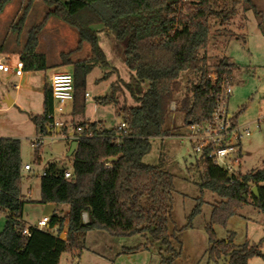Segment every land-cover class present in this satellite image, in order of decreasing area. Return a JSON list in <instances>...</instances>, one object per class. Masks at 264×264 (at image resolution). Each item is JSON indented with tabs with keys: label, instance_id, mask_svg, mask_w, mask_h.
<instances>
[{
	"label": "trees",
	"instance_id": "1",
	"mask_svg": "<svg viewBox=\"0 0 264 264\" xmlns=\"http://www.w3.org/2000/svg\"><path fill=\"white\" fill-rule=\"evenodd\" d=\"M34 1L28 0L19 25L25 22ZM42 1L48 12L43 22L29 31L20 56L24 70L51 67L46 55L37 51L38 33L49 17L72 27L77 32L78 44L76 49L61 54V65L72 67L75 79L72 115L77 116L85 108L86 97L82 92L88 74L95 65L107 64L98 43V31H106L125 49L126 65L134 73L126 89L136 105L117 109L121 124L126 125L124 130H119L120 125L109 129L102 121H80L76 125L82 131H75L77 138L68 141L69 146L77 142L70 157L72 177L65 178L67 169L56 163H49L45 174L40 176V203L55 206L45 229L23 220V208L30 198L22 188L24 164L20 141L0 138V214L6 216L0 233V264H59L64 253L80 256L87 232L94 229L113 236L149 234L152 239L169 245L173 175L163 166L145 164L143 158L152 149V139L171 135L165 124L173 111L171 104L181 91L184 74H197L199 78L186 88L192 97L177 102L174 112L183 114L184 126L204 124L212 119L220 89L202 55L211 42L212 23L229 20L236 14L238 4H251L254 0ZM6 3L7 0L0 1V13ZM85 44L90 46L92 57L74 60L73 54ZM230 69L231 64L222 60L214 73H230ZM117 88L114 84L113 90ZM95 101L104 106L118 104L115 93ZM43 106V114L33 116L32 120L41 132L48 133L47 116L53 109L48 85L44 88ZM233 123L237 124L236 116ZM64 132L67 133L66 128ZM197 166L202 169L201 192L208 190L219 198L207 226L210 258L225 257L227 264H248L251 258L263 256L256 245L235 247L232 234L228 240L217 239L212 225L225 224L250 199L264 212V166L244 174H229L205 156H199ZM253 187H257L258 197L252 192ZM56 225L67 229L65 239L52 231ZM27 226L30 235L23 234Z\"/></svg>",
	"mask_w": 264,
	"mask_h": 264
},
{
	"label": "rangeland",
	"instance_id": "2",
	"mask_svg": "<svg viewBox=\"0 0 264 264\" xmlns=\"http://www.w3.org/2000/svg\"><path fill=\"white\" fill-rule=\"evenodd\" d=\"M27 2L7 0L0 13L2 63L13 65L14 60H20L29 31L47 15L48 8L43 1L35 0L25 22L19 25ZM149 16L154 18L155 15ZM212 25L211 42L202 55L212 74L220 61L231 64L232 93L228 110L237 117L239 126L249 124L251 128V135L241 141L240 150L245 153H241V160L235 166L239 169L237 173L244 174L264 166V122L257 127L258 119L264 116V0L238 4L233 17L225 22L214 21ZM98 43L107 64L95 65L86 78L82 95L87 92L89 96L85 99L83 113L74 116V103L67 105L63 120L65 128L69 129L68 135L72 132L70 128L80 121H102L107 128H114L122 122L117 109L136 105L126 89L134 73L126 65L124 47L106 31H98ZM77 44V32L72 27L49 17L38 33L37 51L46 55L51 67L25 72L21 81L13 74L0 71V138L18 139L23 164L32 166V171L23 170L22 177L23 192L30 198L23 208V220L31 226H36L44 216L50 217L55 209L51 203H40V176L46 166L56 163L61 168H72L71 158L67 157L70 148L67 135L54 129L51 134L41 132L32 117L43 114V89L48 77L55 72L72 73L71 66L61 65V54L76 49ZM87 57H92L88 44L72 56L74 60ZM9 58L12 61H8ZM105 74L107 78H103ZM198 78L197 74L183 75L181 91L174 102L176 106L184 97H192L186 88ZM114 84L118 87L115 91ZM113 93L118 98L117 105L96 103V98ZM10 99L11 104L8 103ZM165 128L171 135L152 139V149L143 162L163 166L173 175V209L168 223L170 244L156 241L149 234L113 236L105 230L94 229L87 232L80 256L64 253L59 264H227L225 257L213 260L209 256L207 226L211 224L213 205L219 198L208 190L201 192L199 155L189 141L179 138L188 130L183 114L171 111ZM67 222L66 219L65 224ZM5 224L6 216L0 214V233ZM212 227L219 240H228L232 234L235 247L258 246L263 256L251 258L248 264H264V212L255 207L252 199L236 209L225 224ZM61 238L66 237L61 235Z\"/></svg>",
	"mask_w": 264,
	"mask_h": 264
},
{
	"label": "built area",
	"instance_id": "3",
	"mask_svg": "<svg viewBox=\"0 0 264 264\" xmlns=\"http://www.w3.org/2000/svg\"><path fill=\"white\" fill-rule=\"evenodd\" d=\"M0 71L21 76L24 72V63L22 60H18L13 65L0 63ZM211 78L218 81V87L220 89V92L216 96V107L212 119L204 124H190L187 126V132L179 138L189 141L195 153L199 156L209 158L213 165L224 169L229 174L237 173L239 169L235 168V166L241 160V153L243 154L240 150V144L244 137L251 135V128L249 124L239 126L238 123H233V115L228 110L229 98L232 93L231 73L223 72L220 75L213 73ZM50 87L53 98V109L47 116L50 122L49 131L52 133V129L56 130V132L59 129V133L63 132L67 135V139L72 140L77 138L74 132H81L82 128L76 126L71 127L72 132L68 135L64 132L66 122L63 120L67 105L74 103V75L68 72L54 73L50 78ZM88 96L89 94L86 92L85 97L87 98ZM171 109L173 111L176 109V103L172 102ZM261 122H264V116L258 119L257 127L260 126ZM118 128L119 130H124L126 125L122 123ZM107 166L112 168L111 164H107ZM23 170L32 171V166L26 164L23 166ZM44 174L45 172H43ZM64 177H72L71 169H67L64 172ZM83 218L87 221L86 214L83 215ZM49 221L50 217L44 216L38 221L36 227L39 229L48 228ZM52 231L60 234V237L61 235L65 237L67 235V229L65 227L61 229L59 225H56ZM23 234L30 235L28 226L23 229Z\"/></svg>",
	"mask_w": 264,
	"mask_h": 264
},
{
	"label": "water",
	"instance_id": "4",
	"mask_svg": "<svg viewBox=\"0 0 264 264\" xmlns=\"http://www.w3.org/2000/svg\"><path fill=\"white\" fill-rule=\"evenodd\" d=\"M8 103L11 104L12 103V100H8ZM51 133V131H49V134ZM57 133H59V129L57 130ZM76 147H77V142L73 141L70 145V148H69V151L67 153V157H72V155L74 154L75 150H76ZM115 160L114 158L113 159H110V161H113ZM252 192L255 194L256 197H258V189L257 187H253L252 188Z\"/></svg>",
	"mask_w": 264,
	"mask_h": 264
},
{
	"label": "crops",
	"instance_id": "5",
	"mask_svg": "<svg viewBox=\"0 0 264 264\" xmlns=\"http://www.w3.org/2000/svg\"><path fill=\"white\" fill-rule=\"evenodd\" d=\"M21 60V59H20ZM8 61H12V60H10V58L8 59ZM18 60H14L12 63H16ZM0 63H2V62H0ZM4 63V62H3ZM25 72H28V71H25L24 70V72H23V74L21 75V76H16L14 73H10V74H13V75H15L16 77H18L19 79H20V81L21 80H23L24 79V73ZM56 73V72H55ZM54 74V73H53ZM51 76H52V74L48 77V83L46 82L45 83V85H48V86H50V78H51ZM45 85H44V88H45ZM16 87L18 86V85H15ZM20 87V86H19ZM13 102V101H12ZM43 104H44V89H43ZM43 111H44V106H43ZM245 152H243V154H244ZM27 164V163H26ZM26 164H24V165H26ZM66 213H67V211H66Z\"/></svg>",
	"mask_w": 264,
	"mask_h": 264
}]
</instances>
